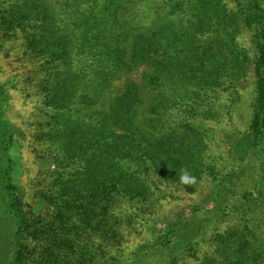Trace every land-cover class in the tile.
<instances>
[{
  "label": "trees",
  "instance_id": "trees-1",
  "mask_svg": "<svg viewBox=\"0 0 264 264\" xmlns=\"http://www.w3.org/2000/svg\"><path fill=\"white\" fill-rule=\"evenodd\" d=\"M231 1L0 0L1 36L22 33L23 56L38 63L34 142L53 167L27 211L0 84V264H176L180 249L195 264H264V0ZM242 28L252 59L237 43ZM250 65L249 149L221 165L205 124L235 116ZM204 176L209 209L154 226L149 243L125 251L120 229L137 214L121 206H152L164 197L156 184L193 190ZM231 213L237 222L197 258L195 224Z\"/></svg>",
  "mask_w": 264,
  "mask_h": 264
},
{
  "label": "rangeland",
  "instance_id": "rangeland-1",
  "mask_svg": "<svg viewBox=\"0 0 264 264\" xmlns=\"http://www.w3.org/2000/svg\"><path fill=\"white\" fill-rule=\"evenodd\" d=\"M226 2L229 8L233 7L231 0H226ZM22 37L23 34L20 32L9 39L2 37L0 34V84L7 89L8 93L5 118L15 131L18 140L12 151L15 161L13 178L21 190L20 196L23 199L25 209L28 211L30 208L37 209L39 207L40 192L46 184L44 179L47 178L48 171H51L53 167L50 161L41 155L43 147L34 142V135L41 131L40 108L43 105L40 103V95L32 81L38 63L30 57L23 56ZM237 43L248 50V54L252 59L254 53L250 35L245 28L241 29L237 37ZM122 82H116L115 84L121 86ZM238 89L235 116L224 123L210 121L205 124L213 132V136L207 144L212 153L219 156L221 165L225 164L232 154L241 158L249 149L250 143L246 134V125L249 117V105L254 95V75L251 65L246 81L239 85ZM154 180L162 181L158 177ZM156 185L164 192V197L153 196L151 198L152 206H138L132 209L124 205L119 208L127 214H137L129 224L131 227L125 224L120 229L124 235L126 252H129L136 245L139 246V243L145 241L149 243L151 240L150 232H152L154 226L163 227L182 219H189L192 215L199 216L204 208L209 209L211 207L210 189L212 184L208 176H204L193 190L173 184L165 185L162 183ZM236 222L237 219L231 213L218 225H213L210 222L195 224L194 228L198 230V239L195 240H198L199 244L196 247L197 258L198 256L201 257L203 253L213 250L212 238L215 234L214 231L222 232ZM133 225L134 229H132ZM12 226H14L13 222ZM187 230H189L188 227ZM182 233L179 234L182 235ZM176 241L177 239L171 243L174 244ZM3 250H5L3 244H0V251ZM182 250L180 249L178 252L183 254L180 255V259L176 264H195L196 257H191L190 252H182ZM192 253L195 254V252Z\"/></svg>",
  "mask_w": 264,
  "mask_h": 264
}]
</instances>
